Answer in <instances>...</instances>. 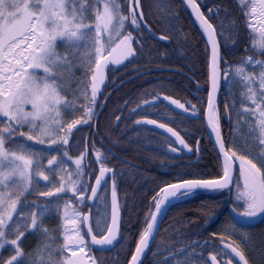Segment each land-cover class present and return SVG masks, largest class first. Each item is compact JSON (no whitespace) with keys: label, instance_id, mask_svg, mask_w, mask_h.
I'll return each instance as SVG.
<instances>
[{"label":"snow or ice","instance_id":"snow-or-ice-1","mask_svg":"<svg viewBox=\"0 0 264 264\" xmlns=\"http://www.w3.org/2000/svg\"><path fill=\"white\" fill-rule=\"evenodd\" d=\"M85 2L86 0H0V118H4L0 120V251L10 246L12 252L7 260L0 257V264H25L21 241L29 231L43 232L45 236L49 234L43 219L48 205H59L63 198L57 194L70 191L78 202L85 199V189L81 186L80 177L83 175L82 163L87 153H82L73 161L76 165L74 172H65L63 160L57 162L56 156L47 161L48 165L56 167L44 170L41 164L42 154L16 137H24L26 141L37 144L55 145L59 142L67 145V135L81 120L68 122L64 119V114H75L78 110L77 104L83 97L88 100L83 120L86 123L93 114L92 106L103 83V70L107 67V62L121 63L135 54L131 33L124 34L123 30L125 21L129 20L136 28L140 27V21L143 20L140 0H128L129 15L121 11L119 0H92L88 8H85ZM187 2L193 8L211 44L212 91L208 96L207 124L218 137L219 151L224 157L223 176L214 180L188 179L162 188L160 191L165 195L161 199L154 198L155 210L150 214L146 228L140 236L135 254L131 257V264H137L138 257L148 247L157 216L161 214L165 201L169 197L179 198L191 194L196 189L228 188L233 183L229 172L233 158L239 161V175L243 182L242 185L236 183L237 201L243 209L237 215L241 219L250 220L264 214V60L247 56L235 68V76L240 79L234 82L242 88V104L244 112L248 114L244 119L250 121L248 135L251 140L245 139L239 145L230 142L226 147L220 136L213 96L218 89L221 71L216 30L199 12L195 0ZM239 3L242 5V13L247 17V27L252 33L260 35L258 41L253 37L254 54H260L264 52V0H239ZM58 44L65 48L63 55L57 50ZM249 65L253 68L259 65L258 73H250L247 70ZM77 68L82 70L80 78L75 76ZM37 69L42 70V74ZM227 75L225 72V78ZM171 103L188 111L184 104L176 100ZM26 106H30V110H26ZM191 107L195 114L196 106ZM147 123L152 124L155 121L150 120ZM158 126L164 127L163 124ZM166 130L181 145L187 147L176 132L171 128ZM60 133H65V136ZM172 150L176 151L175 148ZM64 156H67L66 151ZM95 157L101 167L95 186L90 189L89 199L100 198L98 192L105 187L103 178L112 171L103 166L106 157L98 150ZM56 172L61 173L59 183L49 181V176ZM35 177L49 181L45 185L46 190L38 192V195L55 196V201H42L31 206L23 203L25 194H31L33 190ZM36 188H39L38 183ZM64 207L67 219L64 223L63 247L59 252H70L71 257H77L78 250L87 256V245L80 231L68 229V224H77L80 214L74 209L70 214L67 211L69 204ZM111 209V224L105 225L106 234L101 239L92 235V227L88 228L92 244L110 245L116 239L118 200L115 182L111 191ZM87 220L88 217H84V222ZM97 227H100L99 221ZM224 248L230 249V253L222 254L223 258H229V264H232L230 254H234L240 264H249L238 244L224 243ZM47 250L48 246L45 245L42 251ZM217 255H221V252L211 256L213 264ZM37 258L38 264H44L39 253ZM63 262L83 264V257L75 260L63 257ZM53 264H61V261Z\"/></svg>","mask_w":264,"mask_h":264},{"label":"trees","instance_id":"trees-1","mask_svg":"<svg viewBox=\"0 0 264 264\" xmlns=\"http://www.w3.org/2000/svg\"><path fill=\"white\" fill-rule=\"evenodd\" d=\"M91 2L86 0L85 8ZM196 2L216 29L223 55L221 72L225 77V72L229 75L247 56L253 57L244 52L251 47L249 39L253 40L246 24L247 17L235 11L238 9L235 0ZM119 3L121 11L129 15L128 0H119ZM141 10L151 33L141 23L136 28L130 20L126 22L124 34L133 33L135 54L124 66L107 69L106 82L92 106L91 118L83 122L88 100L81 97L75 114H64L68 122L81 120L67 135L68 144H45L54 148L58 157L67 159L74 170L73 161L87 153L82 163L85 174L84 205L79 207L82 211L87 210L86 199L98 172L97 150L106 157L103 166L116 173L114 182L123 217L121 239L113 251L96 253L97 264L129 263L150 214L155 210L154 198L162 197V188L188 179L214 180L223 175L221 158L207 135L204 122L210 56L204 35L181 0H141ZM161 36L166 38L160 39ZM64 51L65 48L58 44V52L63 55ZM257 59L264 60V56L258 55ZM81 75L82 70L77 68L76 78ZM129 79L128 83L121 84ZM225 94L226 97L223 93L219 98L217 112L221 117L222 133L228 139L231 126L226 122L228 103L225 99L228 100V96ZM172 100L184 104L188 111L178 108ZM105 101L106 107L96 123ZM192 105L196 106L195 114ZM150 120L179 133L194 150L193 156L182 154L164 133L143 124ZM60 135L65 136V133ZM16 139L27 142L24 137ZM65 151L67 156H64ZM232 187H236V181ZM38 191H45L43 183ZM25 196L23 203L29 206L56 200L55 196L44 197L32 192ZM60 196L63 197L59 201L62 208L65 204L78 207L76 198L68 192ZM104 202L109 203V187ZM51 207L43 224L49 236L63 237L64 231L59 228L61 216L56 212L58 206ZM96 209L93 210L94 221L100 216ZM229 209L227 192H195L193 197L173 205L143 264H211L210 257L217 254L215 249L222 237L219 230L229 218ZM43 244V232L25 234L21 241L25 264H37L31 255ZM11 254L10 246H6L0 257L7 260ZM55 261L64 264L61 256L52 259V264Z\"/></svg>","mask_w":264,"mask_h":264},{"label":"rangeland","instance_id":"rangeland-1","mask_svg":"<svg viewBox=\"0 0 264 264\" xmlns=\"http://www.w3.org/2000/svg\"><path fill=\"white\" fill-rule=\"evenodd\" d=\"M236 2V6L238 9H236L235 11L239 14H242V11H241V8H242V5H240L239 3V0H235ZM126 22L125 21V28H126ZM125 28H124V32H125ZM252 33V31H251ZM252 36L255 37V40L258 41L260 39V35L259 33H252ZM131 38H132V48L134 49V53H135V48L133 46V33H131ZM254 40V39H253ZM253 40L250 38L249 39V44H251V47L250 49L253 48ZM24 47V46H22ZM249 49V50H250ZM58 50V48H57ZM261 54V53H260ZM134 55L132 56H129L127 59H124L123 62L121 63H111V62H107V67L103 70V83L100 85V91L98 92L97 96L100 94L102 88L104 87V84L106 82V71L108 68L110 67H116V68H119V67H122L124 66L129 60L132 59ZM257 57V55H255ZM111 60V58H109V61ZM260 67L259 65H255V68H253V66L249 65L247 67V70L250 72V73H253V72H256L258 73V70ZM39 74H42V70H36ZM240 78L235 76V68L230 72V74L227 76V78H224V95L226 97V94L225 92L227 93L228 95V100L230 98V103H231V107L233 108L234 110V113L232 112V108L230 107V110H231V114H232V119H233V123H234V129H233V137L235 136L236 139H231V143H235L237 145L239 144H242L244 142L245 139H248V140H251V137H249L248 135V128L249 126H247L244 122H247L250 124V121L248 120H245L244 117L247 116L248 114L244 112V108L240 107L239 105H243L242 104V88L239 84L235 83L234 81H238ZM222 93V94H223ZM208 95H209V78H208ZM227 98L225 99V101L229 104ZM234 105V107H233ZM26 110H30V106H26ZM217 115H218V120L220 122V127H221V130H222V126H221V117L219 116V112H217ZM66 116H64L65 118ZM147 123V122H146ZM148 124V123H147ZM26 129V128H25ZM27 131V129H26ZM28 142V141H27ZM47 144V143H45ZM45 144H37L39 146V148H37L38 150H36L38 153H41L42 154V158H41V164L43 166V169L44 170H48L49 168H55L56 165H48V159H50L52 157V155H56L57 157V162H59L61 159L63 160L64 162V165H65V169L64 171L65 172H70V168H72V171L74 172V168L70 165V162L67 161V159H64V158H60L58 157V153L55 152L54 148H51V146L49 145H45ZM44 147H48V150H44ZM67 169V171H66ZM60 176H61V173L59 172H56V173H52L50 176H49V181H55L56 183H59L60 182ZM75 178V177H73ZM49 181H45L43 180L42 178L40 177H35V182L33 184V190L31 191L32 193H38V188H36V183L39 184H44L45 185H48L49 184ZM85 181V174L83 173V175L80 177V182H81V186L83 184V182ZM46 190V189H45ZM61 194V193H60ZM60 194H57L60 196ZM69 196L72 197V194L69 193ZM237 193H231L229 195V206L231 205L232 202L236 201V199L234 198V196L236 197ZM77 201V200H76ZM84 202V201H83ZM83 202H78L77 201V205L78 207H72L70 209H68L67 211L71 214L72 210L74 209L76 212H78L80 215H79V218H78V222L76 225H72V224H68V229L69 230H72V229H78L81 233V235L83 236V232H82V216H83V212H81V209H79V207L83 206ZM237 203V201H236ZM55 205V203H51L50 206L48 207V210H51V206ZM97 212L99 215H107L106 213V209H107V204L104 202V200H98L97 201ZM237 208V207H236ZM59 215L62 216V211L59 212ZM46 217V216H45ZM67 219V217H65V220ZM65 220L62 219L61 221V224L59 226V228L62 230L63 228V222H65ZM99 221V219H96L95 220V224L97 225V222ZM100 222V227L101 229L103 230L104 229V226H105V222H106V218H104L103 220L101 219ZM226 226V224H225ZM99 227V229H100ZM237 229L234 228V227H231L229 226L227 229L225 230H221V232H232L234 233L233 234V237L239 241H241L243 244H247L249 245L250 247H248L247 249L248 250H251L253 253L256 254V256L258 258H262V256L264 257V242H263V239L258 236L256 239L254 240H250L248 241V239H246L242 234L241 232H235ZM64 231V229H63ZM224 241L223 239H219V244H221V242ZM86 243V241H85ZM47 245L48 246V250L47 251H42V249L44 248V246ZM87 247H85V252H87L89 254V246L88 244L86 243ZM42 247V249H41ZM40 249H38L39 251H36L35 253H33L31 255V258H33L34 256V259L37 261V264H38V258H37V253H39L40 256L43 257L44 259V264H52V259H54L55 257L57 256H61L62 258L63 257H68V258H71V259H74V257H71V254L70 252H59V249H62L63 247V237H57V236H45L44 235V245L41 246ZM216 252H221V255L222 253H224L220 246H218V248L215 249ZM89 251V252H88ZM1 252V251H0ZM77 253H78V250H77ZM78 257H83L82 255H77ZM90 258L94 259V255L90 252L89 254ZM96 264H97V259H96Z\"/></svg>","mask_w":264,"mask_h":264},{"label":"water","instance_id":"water-1","mask_svg":"<svg viewBox=\"0 0 264 264\" xmlns=\"http://www.w3.org/2000/svg\"><path fill=\"white\" fill-rule=\"evenodd\" d=\"M184 5L186 6V8L189 10L190 14L192 15L193 19L198 23L199 27L201 28L205 38H206V41H207V45H208V48H209V52H210V73H211V44L209 43V37L208 35L203 31L202 27H201V24H200V21L197 19L196 17V14L194 13L193 11V8L189 5V3L187 2V0H181ZM196 6L198 7L199 9V12L203 15L200 7L197 5V3L195 2ZM204 16V15H203ZM205 19H207L205 16H204ZM208 20V19H207ZM142 23H144V21L142 20L141 21ZM209 22V20H208ZM210 23V22H209ZM147 28V27H146ZM215 39L217 40L218 42V39H217V35L215 36ZM219 44V42H218ZM218 51H219V68L221 69V50H220V46L218 48ZM210 73H209V93L212 91V87H211V81H210ZM219 84H218V89L215 93H213V96H214V104H215V107L217 105V101H218V98H219V95L221 93V90H222V87H223V76H222V73L220 71L219 73ZM208 104V103H207ZM207 109H206V115H205V124H206V129H207V133H208V136L211 140V142L213 143L214 147L217 149V151L219 152V154L221 155V157L224 159L223 155L220 153L219 151V144L217 143V135L216 133H214L211 128L208 126L207 124ZM156 128H158L159 130L163 131L164 133H166L170 139H172L176 144L177 146L180 148V150L185 153V154H189L191 155L192 154V149L187 145V143L184 141V143L187 145V147H184L183 145H181L177 140H176V137L175 136H172V134L170 132H168L166 129L168 128H165V127H159L158 125H156ZM175 132V131H174ZM179 135V134H178ZM180 136V135H179ZM221 136V134H220ZM181 137V136H180ZM222 137V136H221ZM181 139H183L181 137ZM184 140V139H183ZM99 175V174H98ZM113 171L109 172V173H106L105 177L103 178V181L102 183L105 185L106 181L108 180V178H112L113 177ZM231 175V174H230ZM232 176V175H231ZM95 186V183L94 185ZM112 186H113V183L111 185V191H112ZM231 186V184H230ZM229 186V187H230ZM228 187V188H229ZM227 188H224V189H196L194 191H219V190H225ZM102 191V190H101ZM100 192H98V196L100 195ZM193 191V192H194ZM165 194L163 193V196ZM162 196V198H163ZM181 197V196H180ZM179 197V198H180ZM179 198H176V197H169L168 200L165 201V204L162 206V212L161 214H159L157 216V222L156 224L154 225V229H153V234L152 236L149 238V242H148V247L144 250V252L141 254L140 257H138V260H137V264H142L143 261L145 260L148 252H149V249L152 247V245L154 244L158 234H159V231L161 229V226L163 224V221L165 219V217L167 216L169 210L171 209V207L173 206V204L176 202V200H178ZM97 199H89L88 201V205L89 206H93L94 203L96 202ZM117 200H118V197H117ZM111 215H112V209H111ZM86 217H88V220L85 222V229L87 231V234H88V228L90 227V215H86ZM121 219H122V216H121V212H120V209H119V201H118V230L116 232V239L113 240L112 244L110 245H94L91 243V235L88 234L89 236V239H90V243L92 245V247L95 249V250H98V251H104V252H108V251H111L115 244L118 243L119 241V238H120V233H121ZM110 224H111V221H110ZM93 235V234H92ZM229 253H230V249H226ZM135 254V253H134ZM234 256V254H232ZM235 257V256H234ZM236 258V257H235ZM238 260V258H236ZM239 261V260H238ZM131 264V261L130 263ZM215 264H217V262H215Z\"/></svg>","mask_w":264,"mask_h":264},{"label":"flooded vegetation","instance_id":"flooded-vegetation-1","mask_svg":"<svg viewBox=\"0 0 264 264\" xmlns=\"http://www.w3.org/2000/svg\"><path fill=\"white\" fill-rule=\"evenodd\" d=\"M229 104L228 106L231 107L230 103V98H229ZM232 108V107H231ZM230 120V118H228ZM231 142V141H230ZM229 142V143H230ZM234 161V167H235V177L237 182H239L242 185V179L240 178L239 175V161L233 158ZM234 193H237V188H234L232 190ZM237 201V195L234 197ZM232 202L230 205L231 209V218L228 220L226 228L227 229L229 226L236 228L237 230L235 232H241V234L250 240L256 239L258 236H260L263 239L264 242V214L258 215L257 217L250 219V220H245L241 219L237 213L239 211H242L243 209L240 207V202L237 201ZM237 207V208H236ZM234 209L236 211H234ZM224 229V230H225ZM232 232H221L222 239L224 241L221 242V244L224 243H232V244H238L240 246V249L244 252L246 255L247 259L249 260V264H264V257L258 258L255 253H253L251 250H248L247 248L250 247L247 244H243L241 241L235 239L233 237ZM223 254V253H222ZM232 259V264H239L232 256H230ZM219 261L221 264H229V258H223V255L219 256Z\"/></svg>","mask_w":264,"mask_h":264}]
</instances>
